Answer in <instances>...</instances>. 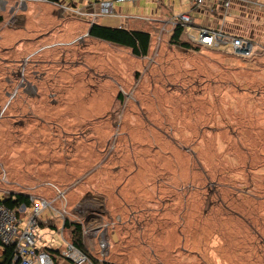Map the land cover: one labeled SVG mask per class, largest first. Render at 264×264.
Wrapping results in <instances>:
<instances>
[{
	"label": "rangeland",
	"instance_id": "374dc122",
	"mask_svg": "<svg viewBox=\"0 0 264 264\" xmlns=\"http://www.w3.org/2000/svg\"><path fill=\"white\" fill-rule=\"evenodd\" d=\"M189 7L114 2L158 18ZM30 9L27 19L0 12V196L52 197L54 183L71 211L93 195L101 209L95 200L90 211L112 223L106 251L91 252L99 264H264V55L183 48L157 21L102 16L150 33L138 56L59 26L29 32L46 23ZM20 39L41 47L23 58ZM35 235L39 247H64L52 226Z\"/></svg>",
	"mask_w": 264,
	"mask_h": 264
},
{
	"label": "built area",
	"instance_id": "2783aa9c",
	"mask_svg": "<svg viewBox=\"0 0 264 264\" xmlns=\"http://www.w3.org/2000/svg\"><path fill=\"white\" fill-rule=\"evenodd\" d=\"M8 0H0L5 5ZM12 12L21 9L27 1L13 0ZM125 0H101L92 11H83L65 5V9L77 16L87 17L90 24L102 16L116 15L127 19L151 21L149 16H129L114 12V2ZM136 2L137 0H129ZM191 10L174 13L167 18V31L177 26L182 28L181 39L193 46L228 53L240 60L254 59L264 55V0H188ZM64 5V4H63ZM120 27H124L119 25ZM161 29V28H160ZM5 181V180H4ZM54 189V195L28 193L30 206L24 204L10 208L0 202V243L12 246L13 252L9 264H94L91 259L93 247L101 253L109 246L111 221L99 219L96 206L99 201L92 196L83 195L71 211L67 209L65 189L54 183H45ZM92 204L93 211L89 202ZM58 201L59 208L52 205ZM48 211L46 215L44 212ZM96 218V219H94ZM65 219L79 223L82 244L85 250L75 246L64 238ZM94 219V220H93ZM23 223V226H20ZM37 226H52L58 230L64 241V247L49 248L57 250L52 257L46 247L37 246L40 238L35 235ZM64 236V237H63Z\"/></svg>",
	"mask_w": 264,
	"mask_h": 264
},
{
	"label": "trees",
	"instance_id": "16d2710c",
	"mask_svg": "<svg viewBox=\"0 0 264 264\" xmlns=\"http://www.w3.org/2000/svg\"><path fill=\"white\" fill-rule=\"evenodd\" d=\"M0 17V21H1ZM182 28L177 26L171 32L169 36L170 42L183 48H195L200 47L193 46L189 42L181 39ZM89 35L93 38L101 39L111 42L113 44L131 49L134 55L145 56L149 50L150 33L141 29L126 28L120 26H106L98 23L90 25ZM118 98H122V94H118ZM0 202L10 208H17L19 205L24 204L27 208L30 206L28 193L24 192H12L7 195L4 194ZM64 234L65 238L71 241L75 246L85 250L82 244L81 227L79 223L65 219L64 222ZM52 257H55L57 250L47 248ZM13 248L9 245H2L0 243V264H9L12 256ZM94 264H99L95 259L92 260ZM101 264H115L104 261Z\"/></svg>",
	"mask_w": 264,
	"mask_h": 264
},
{
	"label": "crops",
	"instance_id": "0c3cea01",
	"mask_svg": "<svg viewBox=\"0 0 264 264\" xmlns=\"http://www.w3.org/2000/svg\"><path fill=\"white\" fill-rule=\"evenodd\" d=\"M100 1L101 0H33V1H27L26 5H24L21 9L16 10V12H12V7L15 6V1L8 0L5 5L0 4V12L7 11L8 14L10 15V17H12V18L22 17V19L23 18L27 19L26 17H28V16L25 12L30 7L31 8L30 9V16H33V14L35 13V6H37L41 10L40 12L38 11L39 17H40V15L44 16V18H45L44 21H46V23H45V26L42 27V25H41L39 28H35L29 32L42 31V29H45V28H51L53 26H59V27H61L60 31H64L65 33L67 32L68 34H69V31L77 30V31H79V33H82L85 36H90L89 35V29H90L91 24H90L89 19L87 17L77 16L74 13H71L70 11L65 9V5L70 6V7H76L77 9H81L83 11H92L98 7V4ZM157 7H159L161 9V7L158 6V3H157ZM157 7L154 9V11L157 10ZM190 7H191V5H190ZM190 7L187 10H183V11H179V12H188L191 10ZM119 11L120 10H118L117 12H119ZM117 12H115V13H117ZM179 12L171 11L166 16V18H164L165 16L161 17V18H163V20H160L161 18H158V17L153 16V15H151V18L153 19L152 21H155V22L157 21L158 23H161V24L166 26L167 24H166L165 20H167V18L170 17L172 14L179 13ZM122 14H125V13H122ZM100 18H102V17H100ZM100 18L97 19L96 23L102 24V22L100 21ZM102 25H104V24H102ZM118 26H119V24H118ZM63 27H65V28H63ZM53 33H54V30L51 31L49 34L44 35L42 37V39L45 37H49V36L54 37L55 34H53ZM25 40H27V41H25ZM32 41H35V38ZM17 43L19 44V46H18L19 48H21V46L30 48L28 50L30 52H26V54H25V56H23V58L33 55L35 52H37L38 48L41 47V46H39L36 48H32L33 42H31V40H29V39H20V40H18ZM56 43L59 44V43H63V42L58 41ZM53 44L54 43H52L51 45H53ZM19 52L21 53V51H19ZM13 77L18 78L15 76L14 71L9 72V74H7L5 76V79H6L8 84H10ZM26 81H27L26 82L27 84L24 86V91L26 93H31L30 91L33 92V88H34V86H32L33 84L30 85L29 83L31 81H29V80H26ZM17 85L18 84H16L15 88L17 87ZM14 92H11V93H14ZM2 197L3 196H0V199H2ZM63 264H66V263H63Z\"/></svg>",
	"mask_w": 264,
	"mask_h": 264
},
{
	"label": "water",
	"instance_id": "95a60500",
	"mask_svg": "<svg viewBox=\"0 0 264 264\" xmlns=\"http://www.w3.org/2000/svg\"><path fill=\"white\" fill-rule=\"evenodd\" d=\"M27 82V81H26ZM27 84V83H25ZM31 85V83H29ZM32 86H35V85H32ZM35 88V87H34ZM9 94V93H8ZM14 93H10V96L9 97H12Z\"/></svg>",
	"mask_w": 264,
	"mask_h": 264
},
{
	"label": "flooded vegetation",
	"instance_id": "af4514ba",
	"mask_svg": "<svg viewBox=\"0 0 264 264\" xmlns=\"http://www.w3.org/2000/svg\"><path fill=\"white\" fill-rule=\"evenodd\" d=\"M11 83V82H10ZM24 86L26 85L25 83L23 84ZM23 89H24V87H23ZM34 90H35V88H33Z\"/></svg>",
	"mask_w": 264,
	"mask_h": 264
}]
</instances>
